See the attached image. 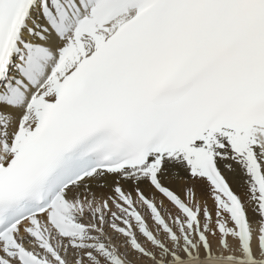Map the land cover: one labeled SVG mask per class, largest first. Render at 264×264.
<instances>
[{"label":"snow or ice","instance_id":"1","mask_svg":"<svg viewBox=\"0 0 264 264\" xmlns=\"http://www.w3.org/2000/svg\"><path fill=\"white\" fill-rule=\"evenodd\" d=\"M0 264H264V0H0Z\"/></svg>","mask_w":264,"mask_h":264}]
</instances>
